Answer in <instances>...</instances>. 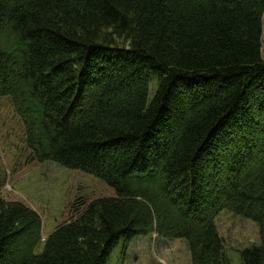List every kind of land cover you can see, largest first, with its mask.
Returning <instances> with one entry per match:
<instances>
[{
  "label": "trees",
  "instance_id": "obj_1",
  "mask_svg": "<svg viewBox=\"0 0 264 264\" xmlns=\"http://www.w3.org/2000/svg\"><path fill=\"white\" fill-rule=\"evenodd\" d=\"M263 15L264 0H0V264H108L153 232L230 264L223 210L257 223L241 257L264 264ZM49 160L73 185L36 253L42 209L10 183Z\"/></svg>",
  "mask_w": 264,
  "mask_h": 264
},
{
  "label": "rangeland",
  "instance_id": "obj_2",
  "mask_svg": "<svg viewBox=\"0 0 264 264\" xmlns=\"http://www.w3.org/2000/svg\"><path fill=\"white\" fill-rule=\"evenodd\" d=\"M262 55L264 58V15ZM156 85L155 81L151 83L152 92ZM10 185L42 209V240L36 250L40 253L46 239L64 218L73 175L69 169L53 161L37 162L12 179ZM255 211L264 215L259 208ZM216 223L230 264H243L242 251L261 244L260 228L253 220L224 210L217 216ZM108 264H192V255L184 239H168L154 232L135 236L131 240L121 239Z\"/></svg>",
  "mask_w": 264,
  "mask_h": 264
}]
</instances>
